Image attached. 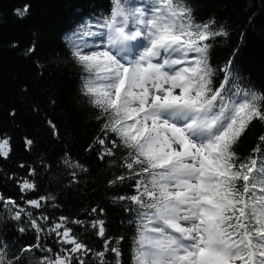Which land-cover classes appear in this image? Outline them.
I'll use <instances>...</instances> for the list:
<instances>
[{
    "label": "snow or ice",
    "instance_id": "1",
    "mask_svg": "<svg viewBox=\"0 0 264 264\" xmlns=\"http://www.w3.org/2000/svg\"><path fill=\"white\" fill-rule=\"evenodd\" d=\"M150 5L113 0L108 15L81 24L69 38L72 57L87 73L83 94L102 121L85 150L101 161L122 160L119 167L127 171L109 180L110 186L133 181L135 194L114 197L136 206L126 209L136 212L133 264H264V135L249 156L235 150L254 121L264 123V93L241 84L232 59L219 67L209 62V41L229 35L223 25L215 27L212 19L197 23L185 0H150ZM48 123L58 138L55 123ZM33 143L25 139L26 148ZM9 152L8 139L0 140V155L7 158ZM62 162L72 183L88 171L68 152ZM34 187L25 180L20 190ZM52 199L26 203L40 208L42 200ZM0 204L11 207L15 220L27 215L37 234L35 244L11 254L0 244V264H90L85 259L90 253L97 258L92 264H108L109 252L120 264L121 253L113 246L119 240L106 236L102 219L91 223L104 243L102 251H94L67 226L83 221L61 216L53 224L11 198L0 196ZM53 233L58 253L27 255L51 253L43 235Z\"/></svg>",
    "mask_w": 264,
    "mask_h": 264
},
{
    "label": "trees",
    "instance_id": "2",
    "mask_svg": "<svg viewBox=\"0 0 264 264\" xmlns=\"http://www.w3.org/2000/svg\"><path fill=\"white\" fill-rule=\"evenodd\" d=\"M144 1L150 5V0H127L137 7ZM185 2L197 23L212 19L215 27L223 25L229 33L226 38L209 41L212 66L232 59L241 84L264 93V0ZM112 6L113 0H0V140L8 139L10 147L7 158L0 155V196L11 198L35 217L48 216L53 224L61 216L83 221V225L67 226L94 251H102L104 243L91 223L102 219L106 236L113 242L119 240L113 246L121 253L120 264H133L136 212L126 209L136 206L114 199L135 194L130 187L133 181L110 186L109 180L127 171L119 167L122 160L118 156L101 161L94 152L85 150L99 134L102 121L96 119L99 110L83 94L82 77L87 73L72 57L69 39L81 24L95 23L108 15ZM49 120L58 128V138ZM261 135L264 123L254 121L235 150L241 157L249 156ZM26 138L34 142L30 149L26 148ZM65 152L88 169L78 173L75 183L62 162ZM30 169H35L34 174H29ZM25 180L33 183L34 189L21 192ZM40 197L54 199L42 200L40 208L26 203ZM92 208L104 211L98 215L91 212ZM36 242L29 217L15 220L11 207L0 204V244L11 254L22 245ZM43 242L53 250L51 253L37 250L27 255L53 256L60 251L54 233L43 235ZM105 258L108 264H115L114 254L105 253ZM85 259L92 264L97 258L90 253Z\"/></svg>",
    "mask_w": 264,
    "mask_h": 264
},
{
    "label": "rangeland",
    "instance_id": "3",
    "mask_svg": "<svg viewBox=\"0 0 264 264\" xmlns=\"http://www.w3.org/2000/svg\"><path fill=\"white\" fill-rule=\"evenodd\" d=\"M99 38H100V37H99ZM100 39H101V38H100ZM100 39H99V40H100Z\"/></svg>",
    "mask_w": 264,
    "mask_h": 264
}]
</instances>
